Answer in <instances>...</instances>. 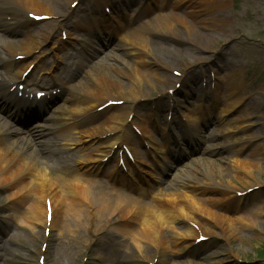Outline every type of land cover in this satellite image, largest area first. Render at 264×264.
<instances>
[{
    "label": "bare ground",
    "instance_id": "1",
    "mask_svg": "<svg viewBox=\"0 0 264 264\" xmlns=\"http://www.w3.org/2000/svg\"><path fill=\"white\" fill-rule=\"evenodd\" d=\"M148 1L96 0L94 6L86 5L78 21L71 22L76 10L70 9L73 1L65 8L55 0H0V21L5 23L2 24L13 21L24 30L20 39L14 41L0 37V50L7 53V57H1L0 53V71L4 73L0 72V112H13V121L48 112L39 124H28L22 137H17L21 133L0 119V192L5 194L6 217L19 223L34 243L39 241L35 251L40 257H46L43 244L49 232L77 239L86 231L90 243L108 235L109 248L129 253L121 258L124 264L148 253L165 260L167 252L176 246L197 250L195 240L200 237L210 240L221 236L219 231L234 236L240 228L256 227L254 218L235 212L239 205L251 204L256 217L264 215V205L255 203L256 193L235 200L233 210L227 208L239 192L231 184V177L247 189L260 185L259 175L264 167L254 153L242 160L219 159L218 167L183 168L164 182L158 176L163 166L151 160L145 151V145L154 144L149 138L134 134L131 115L142 98L147 97L141 93L142 84L154 87L153 80L160 86L171 82L153 66L158 58L153 40L159 39L161 33H168L172 39L181 41L176 39L177 25L188 36L195 33L194 24L176 13L187 2L193 4V0L168 2L165 6L164 3L153 6ZM203 1L211 8L224 4L222 0ZM137 2L141 4L138 15L153 16L129 30L124 11ZM101 6L111 10L112 20L101 13ZM41 16L53 23L48 22L46 29L31 33L33 18ZM209 20L218 21L214 16ZM5 28L0 26L1 31ZM105 30L121 35L125 42L122 53L113 54L112 59L108 56L109 62L102 64V70L88 67L80 78L70 77L79 65L84 66L81 52L90 48L95 34ZM78 31L86 33L87 39L81 44L82 41H76L79 48L63 63L56 57V52L64 47L61 35L72 37V32ZM49 44L50 61L40 52L34 55ZM170 54L182 58L179 51ZM58 65H64V69L56 76L53 74ZM30 67L31 71L24 77ZM34 71L50 77L40 79L37 87L31 84L38 89L32 99L31 92L24 90L19 97L18 86L30 80ZM239 74L240 70L233 69L227 76V92H221L219 82L216 84L210 105L219 108L221 115L242 103L233 100L238 91L244 90ZM185 77L186 74L180 73L178 79L183 83ZM14 84L16 88L12 89ZM58 89L65 93L62 105L47 108L51 94ZM111 89L127 92L132 107H108L118 101ZM77 90L80 95H76ZM38 92L44 93L43 99L35 98ZM176 93L173 90L172 97ZM58 108L65 111L64 127L55 134L53 115ZM98 108L103 111L100 109L98 113ZM206 110L202 105L193 112L182 113L180 118L195 124L205 118ZM164 125H167L165 121ZM124 148L131 153L133 163L126 158ZM212 149L205 146L203 152L210 153ZM119 159L126 172L119 166ZM222 182L230 187L222 188ZM1 258L8 261L5 255ZM55 263V258L49 262Z\"/></svg>",
    "mask_w": 264,
    "mask_h": 264
},
{
    "label": "rangeland",
    "instance_id": "2",
    "mask_svg": "<svg viewBox=\"0 0 264 264\" xmlns=\"http://www.w3.org/2000/svg\"><path fill=\"white\" fill-rule=\"evenodd\" d=\"M55 1L65 8L69 6L70 1L78 4L74 8L70 5L71 10L76 9L70 17V21L75 22L85 12L86 5L94 6L96 0ZM222 1L224 4L215 8H211L210 4H204L206 1L203 0H193V4L187 2L176 13L194 24L195 33L188 36L182 26L177 25L176 39L181 41L172 39L168 33H161L159 39L153 40L158 56L153 66L159 74L169 78L171 82L160 86L153 80L154 87L146 83L142 84L141 93L147 97L142 98L136 110L133 111L130 124L135 126L134 134L138 137H147L154 144L145 145V151L151 160L163 166L159 169L158 176L164 182L169 181L180 169L202 170L208 166L218 167L219 159L242 160L250 157L251 153L255 154V159L264 167V0ZM168 2L176 4L179 0L148 1L153 6L163 3L165 6ZM138 4L140 2L124 11L129 30L146 23L153 16L138 15L141 9V4ZM100 11L109 19H113L109 8L101 6ZM210 16H214L218 21H210ZM48 22L53 23V20L34 21L31 33L36 34L42 28L46 29ZM2 23L5 24L0 21V26L6 28L0 30L1 39L14 41L23 35L24 30L17 27L13 21L7 22L8 25ZM59 34L60 31L55 36L57 39ZM72 34V37H67L64 33L61 35L64 47L56 52V57L63 60V63H66L68 56L71 53L74 54L76 48H79L77 42L82 41L79 42L81 44L87 39L86 33L78 31ZM120 36L113 35L107 30L95 34L90 48L85 45L86 50L81 52L84 66L79 65L78 70L70 77L72 76L75 80L80 78L88 67L104 69L102 64L109 62L108 56L111 55L112 59L113 54L122 53L125 42ZM50 46V44L43 45L34 55L40 52L50 61L51 54L48 50ZM174 50L179 51L182 58L172 56L170 52ZM0 53L1 57H7L5 51L0 50ZM62 68L64 69V65H58L53 75H61ZM233 69L240 70L238 76L244 86V90L238 91L233 100L242 103L230 113L221 115L219 108H213L210 105L213 91L219 82L220 91L227 92L226 78ZM0 72L4 74L3 71ZM113 73L117 76V73ZM180 73L186 74L183 83L178 79ZM43 77L50 76L34 71L30 80L22 85L24 89L31 92L30 99L33 98V92L37 90L36 87L41 84L40 79ZM32 83L36 87H33ZM15 87L16 84L13 88ZM173 90L177 93L172 97ZM111 92L118 101L111 103L114 106L108 107H132V100L127 92L122 93L115 89H111ZM76 95H80L79 90ZM64 96L63 89L53 91L47 108L60 107ZM202 105L207 107L204 119L190 124L180 118L182 113L193 112ZM101 111L98 108L97 112ZM47 113L40 112L26 116L22 118L23 120L13 121V112H0V119L13 131L21 133L17 134V137H22L25 135L28 124H39ZM63 113L65 111L59 108L54 111L55 130L53 132L55 134L64 127ZM164 121L167 125H164ZM205 146H212V151L204 153ZM122 169L126 172L125 166H122ZM229 173L232 174V172ZM229 180L232 185L237 186L236 189L239 191L235 194L234 201L228 204L229 211L235 208V200L244 198L245 195L249 196L251 193H256V205H264V172L259 175L260 185L251 189L240 186L232 177ZM220 186L230 187L226 182L220 183ZM5 206V194L0 192V246L2 247L0 264H40L38 262L41 257L35 251L39 241L34 243L21 229L19 223L6 217L8 210ZM239 206L235 212L238 215L246 214L254 218L256 227L240 228L234 236L217 231L221 236L210 240L205 238L203 241H200L203 238L200 237L195 240V244L198 245L197 250L189 251L182 246H176L167 252L165 260H160L158 255L148 253L145 257L129 259L125 264H188V262L192 264H264V215L256 217L251 204ZM11 238L12 240L8 243ZM70 238L71 236L66 234L58 236L55 231L49 232L43 244L46 250V257H42L43 262L49 264L50 260L55 258V264H124L121 258L129 254L124 250L117 251L113 247L109 248L108 235L95 243L89 242L86 231L77 239ZM4 255L8 258L7 262H3L1 258Z\"/></svg>",
    "mask_w": 264,
    "mask_h": 264
}]
</instances>
